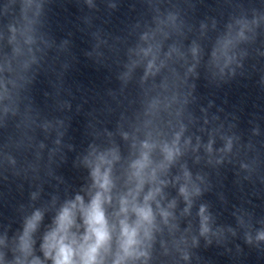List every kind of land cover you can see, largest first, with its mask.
Instances as JSON below:
<instances>
[{
	"label": "water",
	"instance_id": "water-1",
	"mask_svg": "<svg viewBox=\"0 0 264 264\" xmlns=\"http://www.w3.org/2000/svg\"><path fill=\"white\" fill-rule=\"evenodd\" d=\"M25 16L44 42L32 73L43 93L33 119L50 126L47 133L36 124L35 131L23 123L0 128V240L8 244L0 252L12 259L11 249L39 212L33 255L51 264L41 249L44 236L77 196L87 207L94 194L90 154L120 145L108 210L109 224L115 223L123 194L115 173L139 152L138 142L129 150L121 132L139 127L138 140L146 138L141 104L152 94L151 82L141 90L138 78L122 77L141 48L166 35L165 48L177 49L167 87L179 103L164 114V138L171 142L181 126L184 131L180 155L158 173L157 201L175 207L167 225L157 217L152 241L139 249L146 255L127 264H216L264 183V0H0V37ZM78 224L82 232V218ZM117 250L113 243L101 252L105 264Z\"/></svg>",
	"mask_w": 264,
	"mask_h": 264
},
{
	"label": "clouds",
	"instance_id": "clouds-1",
	"mask_svg": "<svg viewBox=\"0 0 264 264\" xmlns=\"http://www.w3.org/2000/svg\"><path fill=\"white\" fill-rule=\"evenodd\" d=\"M26 8L27 4L22 11ZM24 21L19 27L10 26L8 35L0 37V118L3 119L0 128L5 131L10 126L19 128L21 123L35 131L32 128L36 124L33 119V104L37 95H43L36 90L39 74L33 76L32 73L34 66L39 65L37 53L44 42L37 39L26 16ZM141 38L148 40L147 35ZM166 40L165 35L141 48L122 77L127 83L138 78L141 90L151 82L152 94L145 93L146 100L141 104L143 114L147 117L142 123V127L148 129L146 138L138 140L136 134L140 131L139 127L131 134L121 132L122 140L130 142L129 150L136 148L138 142L139 152L133 156L126 169L115 173L120 177L123 191L114 208L115 223L109 224L108 210L113 207V190L117 186L114 167L121 161L124 151L120 145L90 154L91 158L87 162L91 169L94 194L87 207L84 206L83 197L77 196L76 203L61 210L55 220V228L44 236L41 249L45 259L50 260L51 264H105L101 252H107L113 243L118 250L111 264H127L129 259L146 255L139 249L152 241L158 216L165 225L168 224L172 215L169 209L175 207V201L167 209L157 201L161 193V188L157 185L163 183L158 181V173L166 171L180 155L179 143L184 129L181 126L180 131L174 133L171 142L164 138V114L171 115L173 106L179 103L178 96L168 90L166 75L170 68L169 61L177 49L174 45L166 49ZM196 54L194 49L193 56ZM28 84L32 85L31 89L26 87ZM176 114L179 115V112ZM9 115L15 119L9 121ZM49 126L45 122L36 124V128L44 133L48 132ZM39 147H46L43 140L39 141ZM208 148L211 150V141ZM187 176L188 173L185 172V177ZM179 192L187 201L188 188L182 186ZM203 213L204 207H201V234L208 231L207 217ZM78 218H82V232ZM40 219L41 215L37 212L26 224L18 246L11 249V260L7 259L5 252H0V264H43V261L33 255L32 233ZM0 245L8 248L3 240H0ZM184 258L187 259V256Z\"/></svg>",
	"mask_w": 264,
	"mask_h": 264
}]
</instances>
